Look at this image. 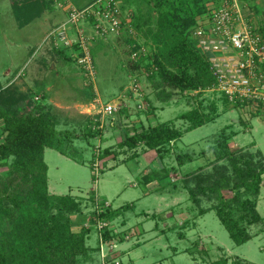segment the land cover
I'll list each match as a JSON object with an SVG mask.
<instances>
[{"label":"rangeland","instance_id":"1","mask_svg":"<svg viewBox=\"0 0 264 264\" xmlns=\"http://www.w3.org/2000/svg\"><path fill=\"white\" fill-rule=\"evenodd\" d=\"M17 1L0 0V93L10 90L31 95L33 107L27 103L20 108L36 114V105L43 103V91L37 89L42 78L48 84L59 86L58 91L51 93L53 102L47 104L57 118V129L64 132L62 144L69 151L76 149L78 158L84 162H76L47 147L48 189L54 194H73L80 203L81 213L88 216L104 207L120 208L107 225L99 228L92 227L90 222L85 224L87 228L92 227L86 237L87 244L94 249L99 246L93 264H103L102 241L104 254H110L106 259L110 258L108 261L112 264L115 261L120 264H209L224 256L229 259L228 264L236 257L252 264H264V181L257 205L263 219L249 226L253 237L243 244L232 240L215 210L199 216V208L182 188L185 175L215 160L214 154L204 151L224 128L236 132L227 142L232 149L260 151L264 155V110L255 112L226 104L213 86L205 90H180L158 83L156 46L148 30L156 28L161 9L182 7L187 0H163L162 4L157 0H115L121 18L126 21L118 34L96 35L94 27L82 21L80 28L88 36H94L91 47L95 48L96 75L91 81L73 56L78 46L45 42V34L50 27L49 31L67 19L71 7H82L96 0H49L54 2L53 8L25 26H20L15 18ZM241 1L250 23L257 29L264 28V0ZM138 15L143 17L140 27L137 22L132 25ZM59 20L62 21L54 24ZM126 37H131V41ZM133 49L138 51L136 57ZM115 101L118 110L106 113L104 107ZM214 103L218 104L220 115L184 132L176 144L161 150L162 155L142 144L134 150L118 145L133 127L174 120L183 130L188 123L176 119L179 114L193 107L207 111ZM1 105L5 110L6 104ZM3 124L0 119V142L4 136ZM90 125L92 130L100 131L96 137L88 136ZM107 147L112 149L110 154L101 158ZM134 151H139L141 156L128 159ZM180 153L194 158L179 164ZM163 167L173 169L168 178L162 179L163 185H159L157 178L148 185L144 182L143 175L150 169L158 171ZM7 171V167H0V175H6ZM210 205L203 202L204 207ZM70 215L71 221H75L80 214ZM105 227L116 235L112 242L101 241ZM79 228L73 226L74 230ZM67 229L61 227L63 232ZM187 249L194 253L190 254Z\"/></svg>","mask_w":264,"mask_h":264},{"label":"trees","instance_id":"2","mask_svg":"<svg viewBox=\"0 0 264 264\" xmlns=\"http://www.w3.org/2000/svg\"><path fill=\"white\" fill-rule=\"evenodd\" d=\"M210 1L187 0L182 7L163 8L158 12L156 28L149 29L148 33H151V40L156 46L155 64L158 66L159 85L180 90H205L214 85L211 66L192 37V29L207 12ZM162 2L157 0L159 4ZM53 6L54 2L49 0H18L15 18L20 26H25ZM142 18L138 15L132 25L137 22L140 27ZM125 22L122 19V25ZM258 30L264 35V28L259 26ZM126 38L131 41V37ZM92 54H95L94 47ZM1 89L0 84V92ZM222 96L226 104L241 108V105L233 104ZM32 98L31 95L28 97L10 90L0 93V106L6 104V108L3 106L5 110L0 108V119L4 122L0 167L8 169L6 175H0V264H93L99 246L96 249L89 246L86 237L100 221H112L120 208L104 207L88 216L81 213L80 203L73 194H54L49 191V168L45 161L47 147L56 149L76 162L83 163L84 160L78 158L76 149L69 151L62 144L64 132L57 129V118L44 97L41 98L42 106H38L40 103L36 105V114L24 109L27 103L33 107ZM21 104L23 108H20ZM152 108L156 109L153 103ZM219 115L217 103L207 111L193 107L176 117L187 121L185 129L178 128L174 120L148 127H133L127 130L118 145L134 150L142 144L147 149L158 150L159 155H162L161 150L176 144L184 132L213 121ZM92 126L87 134L96 137L100 131L92 130ZM227 130L222 129L209 149L204 151L214 154L215 160L185 175L182 188L188 192L190 201L199 208V216L215 210L232 240L236 244H243L253 237L249 226L263 219L257 205L264 181V155L260 151L232 149L227 142L236 132ZM66 135L71 137L69 132ZM111 150L110 147L105 148L101 158L110 154ZM132 154L128 159L141 156L139 151ZM177 158L179 164H184L192 161L194 156L180 153ZM171 170L166 167L158 171L150 169L143 175V180L148 185L157 178L160 180L159 185H163L162 179L168 178ZM204 201L211 205L204 207ZM75 213L80 215L71 221L70 214ZM87 222L91 223V229L85 227ZM74 225L80 228L74 230ZM61 227L68 229L63 232ZM102 231L103 239L112 242L116 235L107 227ZM186 251L194 253L192 249ZM228 262L229 259L224 256L209 264ZM232 264L252 263L236 257Z\"/></svg>","mask_w":264,"mask_h":264},{"label":"built area","instance_id":"3","mask_svg":"<svg viewBox=\"0 0 264 264\" xmlns=\"http://www.w3.org/2000/svg\"><path fill=\"white\" fill-rule=\"evenodd\" d=\"M82 21L92 25L96 35L118 34L122 28L118 3L96 0L82 7L73 6L67 19L45 36V42L77 45L73 56L91 81L96 75L91 47L94 36H88L80 28ZM192 37L211 66L215 77L213 88L233 104L255 112L264 110V35L247 19L242 1L212 0L207 12L192 29ZM137 55L138 51H133V56ZM104 110L106 113L117 111V101L107 104ZM105 224L107 222L100 221L98 227ZM104 244L102 241V261L109 264L110 258H106L110 254H104ZM114 264L120 263L115 261Z\"/></svg>","mask_w":264,"mask_h":264},{"label":"crops","instance_id":"4","mask_svg":"<svg viewBox=\"0 0 264 264\" xmlns=\"http://www.w3.org/2000/svg\"><path fill=\"white\" fill-rule=\"evenodd\" d=\"M87 5L88 4H90V3H86ZM85 4V5H86ZM84 5V6H85ZM83 6V5H82ZM66 13H64V15H65ZM62 20H59V21H57L56 23H54V24H58L59 22H61ZM52 27H50L48 30H47V32L51 29ZM47 32H46V34H45V36L47 35ZM55 66V65H54ZM54 66H52V67H54ZM55 68V67H54ZM56 69V68H55ZM53 75L55 74V72H53L52 73ZM42 83L38 86V90L39 91H43V97H44V101H46L47 103L48 102H53V99L52 98H54L53 97V95L51 94L52 92H56V91H58V88H59V86H55L54 84H52V83H50V84H48L49 82H47L46 83V80L44 79V78H42ZM55 80V79H54ZM175 250V252L177 253L178 252V250H177V248H175L174 249Z\"/></svg>","mask_w":264,"mask_h":264}]
</instances>
